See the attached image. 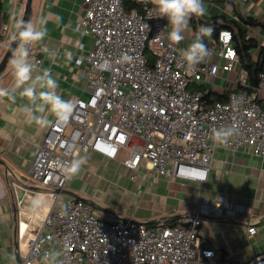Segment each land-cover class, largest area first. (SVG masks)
<instances>
[{"label":"built area","instance_id":"1","mask_svg":"<svg viewBox=\"0 0 264 264\" xmlns=\"http://www.w3.org/2000/svg\"><path fill=\"white\" fill-rule=\"evenodd\" d=\"M127 1L82 0L78 26L91 36L92 45L76 52L73 62L88 94L73 98L77 107L70 122L51 123L36 148L28 174L51 202L43 216L34 218L24 214L22 200H17L18 213L24 215L16 234L20 264H39V254L53 248L61 252L62 264H191L199 255L214 254L197 243L202 215L248 214L247 232L256 231L246 206L222 199H196L198 209L180 215L173 226L105 221L81 198L55 206L67 182L60 166L83 152L118 159L130 178L143 169L148 176L202 183L217 146L264 157V106L258 100L264 71L256 86L248 84L231 30H218L207 43L211 55L187 71L182 49L168 40L170 26L157 17L152 0H131L141 2L142 10L128 8ZM7 40V25L0 21V42ZM35 50L32 46L30 54ZM125 54L131 59L121 62ZM33 62L39 64L41 58L34 55ZM236 69L234 80L223 76ZM217 79L228 91L226 98L206 105L204 92L195 86H206V93L216 88ZM241 94L245 103L237 109L230 98ZM230 125L237 128L236 135L227 145L215 143L211 130ZM33 218L38 220L35 227ZM252 263L264 264V251Z\"/></svg>","mask_w":264,"mask_h":264},{"label":"crops","instance_id":"2","mask_svg":"<svg viewBox=\"0 0 264 264\" xmlns=\"http://www.w3.org/2000/svg\"><path fill=\"white\" fill-rule=\"evenodd\" d=\"M216 2L203 0L206 8L204 16L224 14L242 24L241 18L252 17L257 24L246 25L247 34L258 44H264V0H230ZM26 0H0V21L7 25L9 38L13 31L12 16H23ZM209 3L212 8L209 7ZM226 3L223 10L216 13L214 4ZM83 14L82 0H32L33 21L41 17L47 19L48 36L42 44L34 45V55L41 58L37 68H51L59 83L58 92L65 99L86 96L88 90L84 80H79V68L74 65L76 52L86 51L92 45L90 35L78 26ZM57 17L60 18L57 21ZM184 40L179 45L183 50L193 40V30L189 22L183 33ZM212 34L206 37L208 43ZM55 51L57 60L53 63L42 47ZM72 53V60L66 62L65 53ZM259 50H253V58ZM4 50H0V59ZM222 62V61H221ZM239 70L224 71L223 76L235 79ZM221 81L220 79L216 80ZM12 77L8 64L0 76V86L8 87ZM216 91L223 94L222 82L216 84ZM232 88V87H231ZM264 106V91L259 96ZM25 101L17 100L12 105L7 100L0 102V264H11L10 255L16 256V264L21 263L17 244V224L24 215L18 213L17 200H22L24 214L40 218L50 205V198L43 188L29 174V167L37 146L41 143L45 130L25 122L19 107ZM51 119V118H50ZM88 156L87 164L75 178L68 180L64 192L55 206L69 199L81 198L92 206L94 213L105 221L132 219L140 222H154L151 226L168 225V219L184 215L198 209L196 199L224 200L246 206L254 220L256 231L247 232L248 214L238 213L233 217L202 215L198 229L197 243L203 249H211L210 258L199 255L191 264H253V257L264 251V157L248 151H230L217 146L211 159L205 183L164 176H148L143 169L130 178V171L119 160H107L94 152H83ZM122 155L119 156L121 158ZM93 204L98 207L95 209ZM32 220V226L38 220ZM36 222H35V221Z\"/></svg>","mask_w":264,"mask_h":264},{"label":"clouds","instance_id":"3","mask_svg":"<svg viewBox=\"0 0 264 264\" xmlns=\"http://www.w3.org/2000/svg\"><path fill=\"white\" fill-rule=\"evenodd\" d=\"M159 18H166L170 31L168 40L173 44H179L184 40L183 33L188 29L192 17H202L206 14L203 0H152ZM60 18L57 17V21ZM13 31L6 43L0 42V47H6L10 52L8 67L12 82L10 86H0V102L7 100L12 105L17 100L25 101L19 112L23 114L25 122L40 128L55 123L58 126L67 125L76 110L77 103L73 99H65L59 92V83L53 75L52 69L37 68L30 58L32 46L42 44L48 36L47 19L41 17L37 21L24 20L22 17L12 16ZM213 32L211 26L201 25L197 28L191 43L181 51L184 67L187 71L194 70L211 55L204 40ZM15 45V47H13ZM42 51L55 63L57 53L50 50L47 45ZM127 54L121 57V62L130 60ZM66 62L72 60V53H65ZM232 106L239 108L245 103L243 94L230 98ZM51 118V119H50ZM235 125L222 126L211 130L212 140L219 145H227L229 140L236 135ZM87 155H77L72 160L62 164V174L71 180L79 175L87 164ZM61 252L57 249L45 250L39 254V264H62ZM11 264H16V256L10 255Z\"/></svg>","mask_w":264,"mask_h":264},{"label":"trees","instance_id":"4","mask_svg":"<svg viewBox=\"0 0 264 264\" xmlns=\"http://www.w3.org/2000/svg\"><path fill=\"white\" fill-rule=\"evenodd\" d=\"M216 2L224 1L226 3H233L230 0H212ZM128 8L134 7L138 10H142L143 4L136 1H127ZM242 24L229 18L224 14L202 16V17H192L190 20L193 38L197 28L201 25H208L213 28L212 37H215L218 30L221 28L230 29L233 35L234 47L238 55V61L240 68L245 72L247 82L250 86H256L258 82L259 73L264 71V44H258V42L247 34L246 25H255L257 22L252 18H241ZM207 45L206 37L204 40ZM258 49L257 57L253 58V50ZM206 86L197 85L195 89L202 90L204 92L203 100H205L206 105H210L215 101H224L228 91L223 94H219L216 91L209 89L205 93ZM240 88V86L235 87V89ZM180 215L170 217L168 219V226H173L177 223ZM148 225H153L154 222H146Z\"/></svg>","mask_w":264,"mask_h":264},{"label":"water","instance_id":"5","mask_svg":"<svg viewBox=\"0 0 264 264\" xmlns=\"http://www.w3.org/2000/svg\"><path fill=\"white\" fill-rule=\"evenodd\" d=\"M31 1L32 0H26V2H25V8H24V12H23L22 18L24 20H26V21L29 20L30 16H31ZM13 47H15V45H13ZM9 56H10V52L6 49L4 54H3V56L0 59V76L3 73V71L5 70V68H6L7 64H8ZM64 191H65L64 189L60 190L61 193L64 192ZM93 206H94L95 209H98V207L95 206L94 204H93Z\"/></svg>","mask_w":264,"mask_h":264},{"label":"rangeland","instance_id":"6","mask_svg":"<svg viewBox=\"0 0 264 264\" xmlns=\"http://www.w3.org/2000/svg\"><path fill=\"white\" fill-rule=\"evenodd\" d=\"M137 1H147V0H137ZM211 5L209 3V7L208 8H212ZM227 7H228V5L226 3H221V4H214L213 9L216 11V13H218L221 10H223L225 12V14L228 15L229 13L226 12V11H228ZM219 82H221V81H217V83H219Z\"/></svg>","mask_w":264,"mask_h":264}]
</instances>
